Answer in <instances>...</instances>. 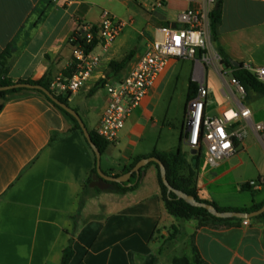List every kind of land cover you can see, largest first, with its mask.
Returning a JSON list of instances; mask_svg holds the SVG:
<instances>
[{"label": "crops", "instance_id": "crops-1", "mask_svg": "<svg viewBox=\"0 0 264 264\" xmlns=\"http://www.w3.org/2000/svg\"><path fill=\"white\" fill-rule=\"evenodd\" d=\"M130 1L76 0L61 6L53 0H0V55L10 51L7 76L14 82L67 77L73 69L70 39L79 23L97 24L102 9L109 7L125 27L106 51L94 48L100 56L97 68L77 92L68 95V105L80 115L87 131L95 132L108 101L105 86L137 65L161 29L183 28L178 23L181 12L198 7L184 0H133L140 12L125 20L115 8ZM221 12L218 41L210 37V50L217 52L220 47L232 61L264 66V0H222ZM130 53L125 68L110 69V63L121 62ZM175 65L169 64L127 118L117 140L106 146L100 161L104 173L114 176L134 158L177 149L160 148L159 141L168 131L179 142L183 117L179 128L170 123L165 127L167 115L158 111ZM196 75L194 65L192 82ZM222 94L226 101L217 111H209L207 103L210 114L232 105ZM256 94L250 102L254 108L244 105L254 123L264 124V101L258 103ZM73 127L47 98L31 90L9 96L0 111V264H60L73 228L71 217L96 165L93 149ZM52 136L55 140L50 142ZM242 140L234 156L236 164L230 168L222 161L214 167L207 160L198 161L194 188L201 200L221 208L264 202V186L241 189L248 181L264 177V146L250 127ZM186 161L193 164L191 155ZM187 174V168L180 172L182 177ZM246 220L247 226L242 220L230 227H199L195 220H176L161 201L157 169L149 166L134 191L101 193L86 200L69 264H136L140 258L145 264H171L173 257L191 256L192 242L209 264H264V219ZM174 229L180 234L169 241Z\"/></svg>", "mask_w": 264, "mask_h": 264}, {"label": "built area", "instance_id": "built-area-1", "mask_svg": "<svg viewBox=\"0 0 264 264\" xmlns=\"http://www.w3.org/2000/svg\"><path fill=\"white\" fill-rule=\"evenodd\" d=\"M61 6L76 0H53ZM198 3L196 9L183 11L178 23L183 28L160 30L161 41L148 44L137 65L122 79L105 86L108 101L101 114L95 133L112 144L117 140L127 118L139 106L156 80L166 71L171 62L190 60L195 65V95L186 102L183 116V144L198 155L206 150V159L211 166L237 154L243 142L244 130L248 127L257 134L264 146V124L254 123L252 114L243 100L245 89L232 75V69L222 65L220 55L209 48L210 13L217 0H184ZM125 22L104 10L97 24L79 23L70 39L73 48L72 72L69 76H58L50 83V90L56 95L77 92L89 79L100 62V56L93 52L96 46L106 51L122 33ZM214 66L225 83L226 97L232 105L222 108L213 115L207 111L209 91L203 71ZM258 82L264 84V66L240 64ZM230 73L229 79L226 75ZM240 98H239V97ZM191 157L194 156L190 154ZM253 189L264 184V177L248 181ZM242 225L247 226L244 219Z\"/></svg>", "mask_w": 264, "mask_h": 264}, {"label": "trees", "instance_id": "trees-1", "mask_svg": "<svg viewBox=\"0 0 264 264\" xmlns=\"http://www.w3.org/2000/svg\"><path fill=\"white\" fill-rule=\"evenodd\" d=\"M216 5H217V7L216 8L214 7L212 9L210 16H209V19H210V37H211V40L215 43H217V41H218L217 30H218V26L221 22L222 0H217ZM217 52L221 57L222 65L226 68L232 69L233 77H235L243 85L245 91L253 90L254 92L259 93V94L264 96V84L258 82L250 73L243 70L242 66H240L239 68L232 67L230 62H229L230 61L229 57H227L224 54V52L222 51V49L220 47H218ZM9 56H10L9 49H6L0 55V87L9 86V85H12L14 83H31L34 85H40L52 93V91L50 90L51 81H49V79H47V78H42L38 81L19 80L17 82H14L11 78H9L7 76V73H8L7 64H8ZM130 59H131V53L129 55H127L121 62L110 63V69L112 71L122 70L123 68H125V66L130 61ZM71 72H72V70H71ZM70 73L67 72L66 75L69 76ZM101 84H102V81L97 84V87L100 86ZM196 88H197L196 83L190 81V83L188 85L186 102L195 95ZM24 90H28V89L18 88V89H13V90L0 91V111L3 109L5 102L8 100L9 96H11L13 94H17V93L24 91ZM31 91H35V92L43 95L45 98H47V100L49 102H51L59 111H61L66 117H68L73 122V124H74L73 130H78L82 133V130H81L78 122L71 115H69L63 109H61L59 106H57L55 103H53L41 91H38V90H31ZM93 91L94 90H92L91 93ZM52 94H54V93H52ZM54 95L60 102L68 105V95H56V94H54ZM74 111L77 112L76 110H74ZM89 134H90V137H91L93 143L95 144L97 150L102 155L106 146L108 145V143L106 141H104L103 139H101L100 137H98L95 132H90ZM54 140H55V138L52 136L50 139V142H53ZM182 146H183V135L181 133V135L179 137L178 146H177V149L175 151L168 152V153H165V152L160 153V152L154 151L151 155H149V157L157 158L163 164V166L165 167V171H166L167 182L173 189L180 191L184 194H187L189 196L194 197V199L197 202L212 205L214 207V209L218 212H235V213L248 215L252 212L260 210L264 206V202H263L260 205L251 206V207L221 208L213 202L201 200L198 197L197 192L194 188V178L196 175L198 157H197V155L192 156L193 164L192 165L187 164L186 155H185V153L182 152ZM143 158L144 157L134 158L132 163L128 167L124 168L120 174H116L114 176L117 177L119 175H122V174L129 172L135 166V164ZM149 166H155L156 167L158 183H159V186L161 189V201L164 205L166 212L170 216L174 217L176 220H178V221L195 220V221H197L199 227H205V226H213V227H215V226H226V227L238 226L240 224V222L243 220V219L236 218V217L217 218V217L213 216L209 211H207L203 208L194 207V206L190 205L189 203H187L182 198H179L175 193L168 192L166 186L163 184V182L161 180L159 166L155 163L151 162V163L147 164L145 167L140 169V173L138 175L132 174L131 178L126 183H119V184L112 183V185L115 188L113 191L101 190L96 186V183L99 180V178L97 177V174H96V165H95V167L91 170L89 177L87 178V180L85 181V184L83 186V189H82V192H81V195L79 198L78 211L73 217H71V220L73 223V228H72L71 234L69 235L67 245L62 252L60 264H69L71 259L73 258V254H74V251H73L74 233L77 229L80 212H81L82 208L84 207L86 200L88 198H91V197H93L97 194H101V193L126 194V193L134 191L138 187V184L141 180L142 173H143L144 169H146ZM183 168L188 169V174L186 177H182L180 175V172ZM105 174L111 175V172H108ZM94 177H97V178L94 179ZM262 186H264V184ZM241 189L242 190H253V188L250 187L248 182L246 184H244L241 187ZM253 218L254 219H264V212H262L261 214H259L256 217H253ZM179 234H180V232L177 229H174V232L170 235L168 240L169 241L175 240ZM191 249H192L191 256L182 255L179 257H173L171 259V264H209L205 260H203V258L201 257L199 251L197 250V248L195 247L193 242L191 244ZM145 263H146V261L144 259L140 258L139 262L136 264H145Z\"/></svg>", "mask_w": 264, "mask_h": 264}, {"label": "rangeland", "instance_id": "rangeland-1", "mask_svg": "<svg viewBox=\"0 0 264 264\" xmlns=\"http://www.w3.org/2000/svg\"><path fill=\"white\" fill-rule=\"evenodd\" d=\"M104 10L113 14V12L110 10L109 7H104L102 11ZM115 10L119 13H123L125 20H127L129 16H132L133 13L140 12L139 7L135 4L133 0H131L127 5L126 4H124L123 6L119 5L118 7L115 8ZM117 18L120 19L119 17ZM161 40H162V34H157L152 39V41H161ZM212 67L214 66L210 65L209 67H206L203 71V76H204L205 84L207 85V88L210 91V95L208 97V109L209 111L214 112L217 111V109L226 101L225 96L222 94V91H225L226 87L223 79L219 76V74L215 72V70ZM193 72H194V64L192 62L187 60H179L176 62V65L172 71V74L169 77L168 84L166 85V88L160 100L159 109H158L159 113L162 116L167 115L165 121L166 124L165 127H167V123H170L178 128L180 127V124L182 122V117L184 116V105L186 101L188 85L190 81H192ZM230 76L231 74L228 73L225 77L226 79H229ZM253 94H256L253 90L245 91V98L243 100L244 104H247L252 108L255 107V103H250L253 99ZM256 95H258V99H257L258 103L264 101V97H262L263 95L258 93ZM80 110L81 109L79 108V111ZM169 135H170V139L167 138L168 140H166V137H168ZM177 146H178V136L176 137L173 132L171 134V132L168 131L162 133L159 141L160 148H173L172 150H175ZM182 152L185 153L186 158L188 157L190 160L189 150L184 145L182 146ZM234 156L222 161V163H224L225 168H230L236 164V160ZM197 157H198V161H203L206 163L207 160L206 150L202 148L201 152L197 155ZM204 167H205L204 169H207L209 165Z\"/></svg>", "mask_w": 264, "mask_h": 264}, {"label": "water", "instance_id": "water-1", "mask_svg": "<svg viewBox=\"0 0 264 264\" xmlns=\"http://www.w3.org/2000/svg\"><path fill=\"white\" fill-rule=\"evenodd\" d=\"M217 7V5H215V8ZM231 66L234 68H239L240 67V63L235 62L230 60L229 61ZM18 88H24V89H28V90H38L41 91L42 93H44V95H46V97H48L53 103H55L57 106H59L61 109H63L66 113H68L69 115H71L79 124L82 133L87 141V143L89 144V146L93 149L95 156H96V174L97 177L99 178V180L96 183V186L101 189V190H108V191H113L115 188L112 185V183H126L132 176V174H139L140 173V169H142L143 167H145L147 164L149 163H155L159 166L160 169V176H161V180L163 182V184L166 186L168 192H173L175 193L179 198H182L183 200H185L187 203H189L190 205L194 206V207H199V208H203L207 211H209L213 216L217 217V218H229V217H236V218H240V219H251L253 217L258 216L259 214H261L262 212H264V206L260 209L257 210L255 212H252L248 215H244V214H240V213H235V212H218L214 209V207L212 205L209 204H205V203H200L197 202L194 197L189 196L187 194H184L180 191H177L175 189H173L167 182L166 179V171H165V167L163 166V164L155 157H148V158H144L141 159L140 161H138L135 166L127 173L119 175L117 177L115 176H111V175H106L100 167V161H101V154L100 152L97 150L95 144L93 143L89 132L87 131V129L85 128L81 118L79 117V115L77 114V112L74 111V109H72L69 105L60 102L54 94H52L50 91H48L47 89H45L44 87L40 86V85H34L31 83H14L12 85L9 86H4V87H0V91H6V90H13V89H18ZM192 155H196L195 151H191ZM97 177H94V179H96Z\"/></svg>", "mask_w": 264, "mask_h": 264}]
</instances>
